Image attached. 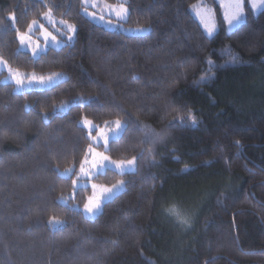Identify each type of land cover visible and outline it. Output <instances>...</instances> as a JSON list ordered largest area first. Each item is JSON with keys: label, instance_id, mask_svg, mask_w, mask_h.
<instances>
[{"label": "trees", "instance_id": "16d2710c", "mask_svg": "<svg viewBox=\"0 0 264 264\" xmlns=\"http://www.w3.org/2000/svg\"><path fill=\"white\" fill-rule=\"evenodd\" d=\"M198 1L128 0L122 25L149 28L130 35L86 17L81 0H0V58L63 77L17 93L0 73V264H264V11L245 3L227 33L206 0L217 27L208 37L190 11ZM47 10L74 39L33 58L17 35ZM82 118L122 121L104 153L135 158L133 172L92 178L124 184L94 220L73 207L90 187L61 175L90 145Z\"/></svg>", "mask_w": 264, "mask_h": 264}, {"label": "rangeland", "instance_id": "374dc122", "mask_svg": "<svg viewBox=\"0 0 264 264\" xmlns=\"http://www.w3.org/2000/svg\"><path fill=\"white\" fill-rule=\"evenodd\" d=\"M92 3L97 4L98 7L92 8L91 7ZM235 3H236V0H217V2H216V4L220 8V12H221L222 18L224 20L225 29H226L227 33H230L234 30V29H232L231 31L229 30L230 25L228 23V19L231 18L233 15H235L238 11L235 8ZM245 3H247V5L250 8V4H252V3L259 4L260 0H245ZM245 3L242 6V11H243V16L241 17L242 20L244 19ZM81 4L83 6L82 13L86 17H88L89 19H91L95 23L100 24L102 26H105L109 29H112V30L119 29L121 31H124L127 34H130V35H144V34H147L149 32V28H146V27H141V28H130V27L126 28V27H124L122 25V22H124V21H118L115 18V15L109 14V8H108L109 4L105 3V1H103V0H89V6L87 8V11H88V13H91V15L85 14L84 0H81ZM110 6H112L113 8H116L117 10H119L122 6L126 7L125 5H122L121 3L115 4V5H110ZM190 11H191V14L193 15V17L198 21V23L200 24L201 28L203 29V31L206 35H207V30L210 28H215V33H216L217 27H216V23H215V9L212 5L207 4L206 0H199L197 3H195L194 5H192L190 7ZM251 11L253 14H257L260 12V11H257V9H255V8H251ZM48 13L51 14V18L55 21L54 25L49 23L48 20L44 19L45 14H48ZM100 17H103V19H101ZM111 19H113L114 21H112ZM35 21H37V23L39 25V30H36L32 33L28 32V28L30 25H32V22H33L32 21L29 24V26L23 32H19L17 35L18 49L29 53L31 55V57H33V52L38 51V48L44 49L43 52H39V54L33 58L38 57L40 54L44 53L48 49H59L62 46H64L65 44L71 43L74 39L75 31L74 32L69 31L67 29V27L65 26V25H72V24L61 19V18L55 17L52 14V12L49 10H47L40 17V19L35 20ZM61 21H63L64 23H61ZM137 29H144V31H138ZM61 33H63V35H61ZM68 36L72 37L71 41H69L67 39ZM53 37H55L54 40L52 39ZM21 38H23L24 47H21ZM49 41L51 43H49ZM0 60L4 61L1 58H0ZM6 65H7V63H6ZM0 73H3V77H2L1 81L3 83L12 84L14 91L17 93L27 92V91L34 90V89H44V88H48V87H51L52 85H54V84H52V85H48L45 87L43 85L36 84V83L29 84V79L33 76V74H24L23 72L12 70V69H10V67L8 65H7V67L0 66ZM36 77H38V76H36ZM39 77H41V76H39ZM20 79H23V83L25 85V88L23 90L17 91L16 90L17 80H20ZM61 80H63V77ZM61 80H59V81H61ZM85 121H88V122H91V121L88 119H84V118H82L80 121V125L83 126V128L87 131V134H88L89 140H90V145L88 146V148L86 150L85 156H84L81 164L79 165V167H78V169L74 175L75 179L73 180V187L75 189H76L75 185L81 184V183L87 185V187H90V193L87 196V199H86V202L84 203V205L81 207H78L76 205L73 206L74 208H79L82 211L84 216H85V214H84L85 205L89 204L90 200L92 201V203H95L97 200L101 199L104 195V190L108 189V188H112V186H113V185H111V186L101 185V184H98V183L92 181V178L97 176V170L99 169L100 165L107 164L109 161L114 162V164H113L114 170H112V171H115L116 173L120 174V170L118 168H115V165L121 164L122 162L127 163V161H129V160H126V161L125 160H114V159H111L110 157H108L104 153V151L106 150L107 144L111 141L109 139V137L111 136L113 131L117 130L116 129V121H119L121 123V125L124 126V123L122 121L114 119V120L105 122L100 127L96 126L92 122H91V124H87V123H85ZM91 125L96 126L92 131H90ZM96 140H99L100 143L96 144L95 143ZM105 142H107V143H105ZM105 156L108 158L107 160L104 159ZM130 160H132V159H130ZM81 167H83L84 173H87V175H84L81 173V171H80ZM65 170H63L61 172V174L64 173ZM106 170H110V169H105V171ZM134 170H135V165H134ZM133 171H129V172H133ZM129 172H125V173H129ZM65 177H67V176H65ZM78 177H82V179L78 180L77 179ZM118 183H120V181ZM118 183H116V184H118ZM93 185H95V187H93ZM123 189H124V184L122 183V187L117 192L116 195L121 193L123 191Z\"/></svg>", "mask_w": 264, "mask_h": 264}, {"label": "snow or ice", "instance_id": "6c2138e0", "mask_svg": "<svg viewBox=\"0 0 264 264\" xmlns=\"http://www.w3.org/2000/svg\"><path fill=\"white\" fill-rule=\"evenodd\" d=\"M128 0H121V4H127ZM213 3H216L217 0H212ZM245 0H236L235 3V8L238 10L237 13L235 15H233L231 18L228 19V23L230 25V31L232 29H238L240 27L241 24L244 23V21L241 19V17L243 16V11H242V6L244 5ZM84 6H85V14L87 15H91V13H88L87 8L89 6V0H84ZM92 8H97L98 5L95 3L91 4ZM109 8V14L110 15H115V18L118 21H127L129 19L130 16V12L129 9L127 7H121L119 10H117L116 8H113L112 6H108ZM251 8H255L257 9V11H264V0H260V3H252L250 4V9ZM101 19H103V17H100ZM11 19V18H10ZM44 19L48 20L49 23L51 24H55V21L51 18V14H45ZM61 23H64L63 21H61ZM67 27V29L69 31L74 32L75 28L72 25H65ZM36 30H39V25L37 23V21H33L32 25L29 26L28 28V32L32 33ZM138 31H144V29H137ZM215 34V28H210L207 30V36L208 37H212ZM61 35H63V33H61ZM53 40L55 39V37L52 38ZM67 39L69 41L72 40L71 36H68ZM49 43H51L49 41ZM58 46V45H57ZM21 47H24V41L23 38H21ZM44 49H39L36 52H33V57L37 56L39 54V52H43ZM238 61V57H233L232 61H230V63H234ZM210 63V71L212 67H215L214 65H211ZM0 66L3 67H7L6 63L2 60H0ZM62 79V76L60 73H53L50 76L47 77H36L34 74L33 76L29 79V84L32 83H36V84H40L43 86H48V85H52V84H56L59 80ZM205 79L204 77H202V80ZM25 88V85L23 83V79L17 80V87L16 90L20 91L23 90ZM66 107V105H61V108ZM85 123L87 124H91V122L85 121ZM196 121L195 119H192V124L195 125ZM96 126L95 125H91L90 127V131H92ZM116 129L115 131L112 132L111 136L109 137V139L113 142L116 143L118 142V140L121 137V133L124 130V126L121 125V123L119 121H116ZM96 144H99L100 141L96 140L95 141ZM107 143V142H105ZM239 143V142H237ZM105 160H107L108 158L105 156L104 157ZM113 164L114 162L109 161L107 164H103L100 165L99 169L97 170V175H103L105 169H110V170H114L113 169ZM134 165H135V158H133L132 160L127 161V163H121V164H117L115 165V168H118L120 170V174H124L125 172H129V171H133L134 170ZM81 173L84 175H87V173H84V169L83 167H81ZM74 171L72 168L66 169L64 173H62L61 175L70 177L71 175H74ZM78 180H81L82 177H78ZM122 183L120 182L118 184H115L112 186V188H108L104 190V195L101 199L97 200L95 203H92V201H89V204L85 205L84 208V214L87 218L94 220L95 217L100 214L102 212V208L104 203H106L107 201L111 200L113 197H115V195L117 194V192L121 189L122 187ZM75 187L79 190H83L84 188L87 187V185L85 184H76ZM93 187H95V185H93ZM61 203L64 204L65 206H67L68 204V200L66 198H61ZM170 215H175L177 217V219L179 220L180 223H184L186 224L187 221L184 220L183 218H181L179 216V213L177 211V209L175 207L171 208L168 210ZM49 226L52 227L54 230H62L64 224L62 221L59 220H49Z\"/></svg>", "mask_w": 264, "mask_h": 264}]
</instances>
